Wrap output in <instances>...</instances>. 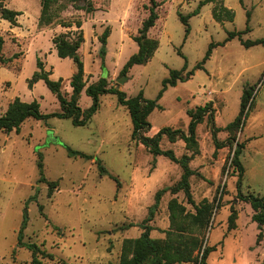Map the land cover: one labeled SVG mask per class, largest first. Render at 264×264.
<instances>
[{
  "label": "rangeland",
  "instance_id": "1",
  "mask_svg": "<svg viewBox=\"0 0 264 264\" xmlns=\"http://www.w3.org/2000/svg\"><path fill=\"white\" fill-rule=\"evenodd\" d=\"M157 1L161 4L159 20L149 37L159 40V49L148 64L136 65L123 76V67L138 52L135 37L149 16L150 0H93L95 7L101 5L93 14L65 0L51 8L50 15L62 18L52 26L42 18V0H7L6 8L22 15L16 25L0 17V36L5 40L4 63L0 62V117L16 98L26 103L37 100L45 115L61 111L59 101L43 81L32 89L28 84L41 59L51 78L63 79V91L72 93L70 79L75 64L58 56L53 39L77 28H65L61 22L78 18L83 22L86 41L80 54L87 86L109 73L110 85L128 98L143 92L153 101L172 70H181L186 60L188 70H193L211 43H224L231 32H245L249 11L250 31L216 47L204 69L196 70L188 82L169 87L159 101L162 108L149 117L152 127L148 137L165 127L187 132L191 122L188 111L212 103L215 126L221 129L217 136L207 115L197 126L196 145L187 146L180 139L172 142L167 136L160 142L163 151H173L178 159L190 157L195 172L190 178L193 200L196 205L204 201L213 205L209 226L201 230L190 218H184L196 214V209L183 191L166 192L148 225L154 239H166L167 232H176L178 224L172 222L170 210L176 200L186 209L182 220L178 219V223L186 220L183 225L190 228L186 235L203 238V249L217 246L208 257L209 264H264V238L258 245L260 230L252 220L254 210L239 197V172L231 164L236 143L225 130L240 112L244 90L253 87L254 104L235 136L237 142L245 144L240 158L245 168L242 193L264 197V47L243 44L264 39V0H218L204 6L200 15L190 18L191 33L186 42L179 14H191L202 0ZM216 5L220 12L223 7L230 10L234 20L228 21L222 11L224 20L217 22L213 18ZM107 27L111 29L108 71H102L99 37ZM121 77L126 79L123 84L118 83ZM92 104L84 89L79 106L87 111ZM132 131L128 110L113 94L100 97V110L83 127L74 126L70 119L29 118L20 132L0 130V264H32V252L19 245L25 220L23 242L40 247L42 264H120L124 241L141 236L157 193L177 185L183 175L178 163L133 140ZM66 145L94 159L71 157ZM40 156L46 181H41ZM98 160L108 174L100 172ZM49 182L57 183L52 194ZM232 209L238 213L237 228L229 231Z\"/></svg>",
  "mask_w": 264,
  "mask_h": 264
},
{
  "label": "trees",
  "instance_id": "2",
  "mask_svg": "<svg viewBox=\"0 0 264 264\" xmlns=\"http://www.w3.org/2000/svg\"><path fill=\"white\" fill-rule=\"evenodd\" d=\"M7 0H0V17L3 20L9 21L12 25H16L19 16L22 15L21 12L11 10L6 8L5 2ZM65 0H42V18L46 20L47 25H55L61 20V17H53L50 15L51 8L61 5ZM193 1V0H185ZM218 0H202L199 2V6L195 11L189 15L179 14L181 21L185 25V38L184 42L187 41L190 33L191 26L189 24L190 18L198 16L204 6L217 3ZM242 1V0H241ZM71 5L76 9L84 10L86 14H93L100 9L95 7L93 0H70ZM80 4H77V3ZM149 16L143 22L140 34L135 37V42L138 45V52L130 57L125 66L121 71V75H126L130 70L136 65H146L155 56V53L159 49L160 42L157 39L149 37V32L156 26L159 20L158 9L161 4L157 0H150ZM218 5H216L213 12V18L217 22H222L223 13L229 19L228 21L234 20L233 13L223 7L222 11L217 10ZM251 19V13L247 12V22L248 26L245 32L250 31L249 23ZM65 28H77V31H70L67 33H61L54 37L53 43L57 50V54L62 59H70L75 64L76 70L70 79V86L72 88V93H65L62 89L63 79L53 80L51 78L52 73L45 69L44 62L41 59L37 60L38 70L29 79V88L32 89L37 83L43 81L47 88L56 96L60 103L61 111L54 114L45 115L41 113V104L34 100L30 103L23 102L20 98H16L12 103L9 104L5 114L0 117V130L6 133H11L13 131L20 132L23 123L29 119L34 118L37 120H48L50 118H60V119H70L74 126L83 127L86 126L91 118L98 113L100 110V97L105 94H113L118 98V102L121 106L125 107L131 117L133 131L132 139L137 140L139 143L144 145L147 150L155 155H163L169 157L172 161L178 163L183 170V175L181 180L177 185L171 188H166L161 190L156 195V203L151 208L149 217L143 222V233L139 238L127 239L123 243L120 264H186L195 262L196 264H209L208 257L211 253L217 251V246L206 247L204 246V239L197 237H192L186 235V230H190L183 225L186 220L178 223V219L182 220V216L185 214L186 209L178 205L176 200H173L170 204L171 210V220L173 223L178 224V230L176 232H167L168 237L166 239H154L151 237V232L153 228L148 225L152 221L155 211L158 208L162 196L170 191L172 194H177L183 191L187 197L190 204L195 206L196 214L194 215H184L185 219H191L192 224L203 230L209 226L211 217L213 215V205L204 201L201 205H196L193 200L191 193L190 178L195 174V172L190 167V157L183 156L178 159L173 151H163L160 147V142L163 136H167L172 142L177 139L183 140L187 146L196 145V130L197 126L202 123L205 116H209V122L213 128L214 136H217L221 129L215 126L214 111L212 110V103H208L205 106L198 107L196 110L192 109L188 111V115L191 118V122L188 127L187 132L176 131L172 128H162L154 137H148L146 134L151 130V123L149 117L155 109H161L159 101L162 99L164 93L169 87H175L178 83L188 82L195 75V71L198 69H204V65L212 56L213 50L221 45H225L228 41L234 39L235 37L242 36L245 32H231L229 33L228 39L224 43H211L209 49L204 57L203 61L200 62L193 70H188V62L181 70H172L170 72V77L163 81V89L159 92L155 100H147L144 97L143 92H140L138 96L134 98H128L127 94L117 87L111 86L108 80V75L101 77L98 82L87 86L85 80V68L84 63L80 54L81 48L85 44V34L83 30V22L81 19H76L72 22H61ZM111 36V29L107 27L102 35L99 37L101 43V48L99 51V57L101 59L102 71L107 70L106 67V57L108 54V40ZM5 40L0 36V62L4 63L3 58V47ZM246 47L251 46H263L264 39H258L256 41H246L243 43ZM183 58L185 55L179 51ZM108 71V70H107ZM86 89V94L92 98L93 104L87 111H83L79 106V100L81 94ZM254 104V88H246L241 100V108L238 116L233 122L227 125L225 128L233 136V141L236 143V149L234 152V157L232 159V166L239 172V178L237 181V189L239 192V197L242 201L249 203L254 210V215L252 217L253 222L258 224L260 233L257 238V244L259 245L264 238L263 227H264V197L255 196L253 194L244 195L242 193L243 177L245 168L241 161V155L245 149L244 143H239L236 141L235 132L240 130L244 122L249 116V111ZM68 150V154L71 157L85 158L88 160H93L94 156L87 155L82 152L75 151L69 146H65ZM40 156L38 167L41 173V181H46L44 178V164ZM100 165V172L102 174H108L107 168L103 165L101 160H98ZM111 178L115 179L112 175ZM56 182H49L50 191L52 194L56 188ZM42 210V207H41ZM238 213L235 209H232L231 215L228 219V230L233 231L237 228ZM27 228V221L22 225L19 232V245L29 249L33 254L32 264H42L39 260V254H44L40 250V247L35 243H24V231ZM198 252V255L194 257V254ZM202 253V255H201Z\"/></svg>",
  "mask_w": 264,
  "mask_h": 264
},
{
  "label": "water",
  "instance_id": "3",
  "mask_svg": "<svg viewBox=\"0 0 264 264\" xmlns=\"http://www.w3.org/2000/svg\"><path fill=\"white\" fill-rule=\"evenodd\" d=\"M125 80H126L125 78L121 77V78L118 79V83L119 84H123V83H125Z\"/></svg>",
  "mask_w": 264,
  "mask_h": 264
},
{
  "label": "crops",
  "instance_id": "4",
  "mask_svg": "<svg viewBox=\"0 0 264 264\" xmlns=\"http://www.w3.org/2000/svg\"><path fill=\"white\" fill-rule=\"evenodd\" d=\"M57 51V50H56ZM108 53H109V51H108ZM108 55V54H107ZM100 65H101V63H100Z\"/></svg>",
  "mask_w": 264,
  "mask_h": 264
}]
</instances>
